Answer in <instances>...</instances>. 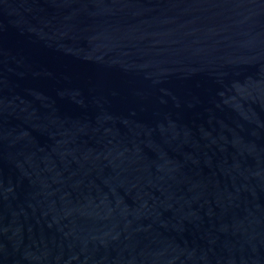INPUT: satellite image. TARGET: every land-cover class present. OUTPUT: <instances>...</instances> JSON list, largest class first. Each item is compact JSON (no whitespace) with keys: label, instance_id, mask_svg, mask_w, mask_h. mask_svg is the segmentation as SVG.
Returning <instances> with one entry per match:
<instances>
[{"label":"water","instance_id":"water-1","mask_svg":"<svg viewBox=\"0 0 264 264\" xmlns=\"http://www.w3.org/2000/svg\"><path fill=\"white\" fill-rule=\"evenodd\" d=\"M0 264H264V0H0Z\"/></svg>","mask_w":264,"mask_h":264}]
</instances>
